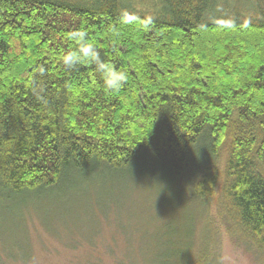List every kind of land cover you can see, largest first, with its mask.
I'll list each match as a JSON object with an SVG mask.
<instances>
[{"label":"trees","instance_id":"16d2710c","mask_svg":"<svg viewBox=\"0 0 264 264\" xmlns=\"http://www.w3.org/2000/svg\"><path fill=\"white\" fill-rule=\"evenodd\" d=\"M234 1L154 0L147 13L133 0H0V198L139 162L204 204L226 147V218L263 254L264 0ZM125 10L138 22L123 23ZM75 31L127 74L122 89H106L93 64L65 68ZM64 247L79 254L74 264H104L100 251L135 264L124 245ZM206 247L192 242L178 254L210 264ZM32 255L28 245L11 261Z\"/></svg>","mask_w":264,"mask_h":264},{"label":"rangeland","instance_id":"374dc122","mask_svg":"<svg viewBox=\"0 0 264 264\" xmlns=\"http://www.w3.org/2000/svg\"><path fill=\"white\" fill-rule=\"evenodd\" d=\"M133 1L138 11L153 13L154 0ZM248 2L242 0L244 7ZM226 156L222 147L219 183L204 204L186 198L183 181H170L139 162L118 173L71 177L58 189L27 198H0V264H13V256L22 259L28 245L33 252L28 264L79 261V254L64 245H124L123 257L135 264H183L178 252L192 242L207 245L210 264H264V253L226 218ZM98 255L104 264H113L109 255Z\"/></svg>","mask_w":264,"mask_h":264},{"label":"clouds","instance_id":"9594fccd","mask_svg":"<svg viewBox=\"0 0 264 264\" xmlns=\"http://www.w3.org/2000/svg\"><path fill=\"white\" fill-rule=\"evenodd\" d=\"M122 22L125 24H135L138 17L127 10L122 12ZM230 25V22H225ZM69 38L77 42V48L61 56V62L67 69H75L82 63H90L95 66L96 71L102 76L103 85L109 91H119L123 88L127 80V74L118 70L116 65L101 58V53L97 47L87 41V33L75 31L70 33Z\"/></svg>","mask_w":264,"mask_h":264}]
</instances>
